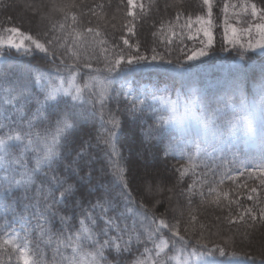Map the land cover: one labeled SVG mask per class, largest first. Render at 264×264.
Here are the masks:
<instances>
[{
	"label": "trees",
	"instance_id": "1",
	"mask_svg": "<svg viewBox=\"0 0 264 264\" xmlns=\"http://www.w3.org/2000/svg\"><path fill=\"white\" fill-rule=\"evenodd\" d=\"M251 4L258 9L255 17ZM131 11L129 16L128 0H0V40L9 37L33 49L28 57L12 49L10 55L0 56V66L7 68L3 63L7 60L15 66L41 69L45 81L37 82L33 74L29 89L41 101L47 84L63 82L66 87L75 72L80 98L73 101L61 93L57 99L96 111L94 124L83 117L73 124L67 118L73 127L63 129L50 124L45 112L35 115L40 107L35 99L3 104L0 95V139L6 141L9 152L5 165L0 166V182L7 179L14 184L29 177L32 181L28 185L31 199L0 193V264H21L9 239L16 220L42 227L44 199L41 197L38 211L34 207L36 187L50 175L53 161L60 159L63 137L85 124L92 131L91 150L97 158L94 167L103 169L102 190H111L117 198L111 203L92 198L82 212L70 214L66 226L48 214V235L35 229L28 239L32 260L42 257L44 264H72L71 258L93 255L104 258L107 264H155L160 258L156 245L161 240L168 243L163 257L174 250L200 255L197 240H201L235 253L238 259L232 264L264 261V134L258 133L251 145L242 143L240 137L228 139L250 104L260 113L257 129L264 131V49L245 51L240 47L259 38L257 26L264 24V0H208V4L205 0H134ZM197 18L210 23L201 25ZM12 27L41 42L48 41L65 65L58 59L53 66L51 57L36 51L30 40L9 32ZM202 27L211 33L213 43L205 56L189 61L192 50L199 51L207 43ZM232 27L238 29V44L225 39L226 30ZM123 39H129V44L148 59L129 66L119 79L131 80L137 90L197 100V112L214 129L217 143L202 148L195 136L173 130L167 124L168 113L152 100L153 95L139 96L137 91L133 97L114 85L103 101L92 96L85 84L97 75L93 69H103L120 52L132 54ZM153 54L164 59L151 61ZM169 58L173 70L166 72ZM177 60L181 68L175 67ZM145 105L149 107L145 109ZM112 119L120 122L118 128H112ZM57 127L62 130L57 132ZM15 135L22 139L7 141ZM49 149L54 154L46 158ZM141 161H147L153 176L161 178L157 183L162 186L154 193L138 192L141 179L136 177V168ZM183 167H188V172L181 177ZM14 190L22 192L23 187ZM246 209H251V214ZM89 215L95 223L86 219ZM109 216L115 226H105L104 218ZM82 219L88 232L81 231ZM160 219L168 225L178 224L187 244L172 237L167 228L160 229ZM116 236L121 237L119 252L115 245H105ZM215 259L227 264L230 257L217 253Z\"/></svg>",
	"mask_w": 264,
	"mask_h": 264
},
{
	"label": "snow or ice",
	"instance_id": "2",
	"mask_svg": "<svg viewBox=\"0 0 264 264\" xmlns=\"http://www.w3.org/2000/svg\"><path fill=\"white\" fill-rule=\"evenodd\" d=\"M134 0H128L129 4V12L128 15L131 16L133 13L131 11V6L133 5ZM205 4H208V0H205ZM251 8L252 16L255 17L258 14V9L255 4L249 5ZM264 19V16L261 17ZM73 19H75L73 17ZM198 23L201 25H205L210 23V21H205L203 19L197 18ZM9 32L18 34L23 37L24 40H30L31 44L34 45L36 51L45 54V56H50L52 60V65L56 66V61L59 59L61 65H65V61L61 58L60 54L53 50L52 47L49 46V42H41L38 39H34L30 36H26L24 33L19 32L17 28L12 27L8 29ZM133 29L131 27L128 28V32L131 33ZM201 31L205 37H207V43L204 48L199 51L193 49L191 55L187 56L189 61L196 60L198 57L205 56L207 54V48H209L212 43V35L208 31L206 27H202ZM257 33L259 38L254 42H249L247 47L245 45L240 44V47L245 51L249 49H264V24L257 26ZM226 40L230 43L238 44L239 43V32L238 29L232 27L226 30ZM123 44L125 47L132 49V54H125L120 52L114 60H108L103 69L96 68L93 69L97 75L91 77V83H86L85 87H96L99 90L98 99L103 101L105 95L108 94L109 86L113 83V81H118L120 78V74L123 73L129 66L134 63L144 62L148 59L143 54H140L137 49V46L130 45L129 39H123ZM7 47L9 49H14L17 55H23L24 57H28L29 53L33 51L30 47H24L22 43H16L12 40L8 41ZM164 57L158 56L156 54L151 55V61L163 60ZM241 59L243 60V54H241ZM169 67L165 68L164 71L171 72L173 70V63L171 59H168ZM3 63L8 64V67L5 68L0 66V95L3 97V104H12L17 100L29 101L31 99H35L37 105L40 107L37 109V113L35 115H39L41 112H45L47 116V121L50 124L62 125L63 129L72 128L73 124L79 123L80 119L83 117L85 121L95 122L96 111L93 108L90 110L87 107H79L68 99H57L59 94H63L64 97L71 96V99L77 100L80 98L81 88L76 86L75 81V72L72 73V78L68 81V86L65 87L63 82L59 85L47 84L44 87V91L46 92L45 99L41 101L33 93L30 92V86L33 83V74H35V78L37 82L45 81L46 77L44 72L39 69H32L29 67H19L11 64L7 60L3 61ZM85 67L91 68V65L85 64ZM176 68H181V64L179 60L175 63ZM119 70V72H117ZM159 71V69H157ZM107 73L103 78L100 77V73ZM116 72V76H112L111 74ZM118 91V90H117ZM74 93V94H73ZM139 96L147 97L149 95H155V93L146 89L138 90ZM51 101L52 103H48ZM45 104L47 105L45 107ZM149 106L145 105V109ZM70 118L73 121V124L68 123V119ZM112 124V128L116 129L120 126V122L116 119H112L110 121ZM31 125V122H29ZM60 127H57V132L61 131ZM110 135L118 136V133L115 131H110ZM92 135V131L87 124L81 126L77 131L70 132L67 136L63 137V149L60 159L53 161V167L50 165V175H45L41 181L40 186L36 187L35 190V205L39 211L40 209V199L43 197L44 199V211L40 213V215L47 220L48 214L53 218H57L62 225H67L69 220L72 218V215L77 212H82L85 207L86 202L92 203V198H95L97 201H107L111 203L113 200L117 198V194L111 192V190L105 191L102 190V175L103 169H96L94 167L96 163L95 153L91 150L90 138ZM21 136H8L7 141H19L21 140ZM31 144V141H29ZM0 166L5 165L6 156L9 155L6 141L4 139H0ZM54 153L51 149L47 154V157H51ZM182 162V160H181ZM62 169V170H61ZM100 172V176H96L97 172ZM188 172V167H183L179 170V174L183 177ZM95 179V183L93 182ZM161 178L157 176H153L147 172H145L144 176L141 177L140 185L138 188V192L143 194L145 191L148 193H154L159 190L162 186L158 184ZM31 177L24 181H15L11 182L10 180L5 179L3 182H0V193L11 194L14 197L20 200L31 199L29 197V188L28 185L31 184ZM47 186L46 188L44 186ZM23 187L22 192H17L14 189ZM255 191V190H254ZM57 193H59V197H57ZM119 195H125V193H120ZM227 194H225L226 196ZM219 194H217V197ZM251 199V197H249ZM49 200L51 202H49ZM218 202V200L213 201ZM57 205H64L63 208H57ZM246 211L251 214V209H246ZM264 212V209L261 210ZM63 213V214H62ZM147 215V213H145ZM87 220L95 223L93 217L91 215L86 217ZM252 219L255 220L256 217L252 216ZM261 220H264V215L261 216ZM81 224V231L88 232V229L84 228L83 225L85 221L82 219L79 221ZM105 226H115L114 221L111 216L104 218ZM159 228L164 229L167 228L171 233L172 237L179 238V240L183 244H187V241L183 236H180L179 233V225H168L165 223L164 219L159 220ZM119 231V229H117ZM43 234V233H42ZM107 235V231L104 233ZM71 239V238H70ZM79 239V237H77ZM91 239V237H89ZM121 237L116 236L114 239L106 240L105 245L112 246L115 245L116 250L119 252ZM197 244L202 249L200 255L205 257V259L200 260L199 264H225L223 260L215 259L216 254L218 253L220 257L228 256L230 260L227 264H232V260L238 259L233 252H226L225 249L219 245L210 246L207 243H201V240H197ZM24 250L20 252V256L23 260V264H44L43 258L33 259L31 262L26 257L27 252V244L24 246ZM104 247V245H101ZM168 247V243L164 240H161L159 244L156 245V255L160 257L155 261V264H167V260L165 257L161 256V253L165 252V249ZM73 252L76 251V248L73 247ZM192 255H195L193 253ZM184 264H188L187 260H185ZM250 264H255V261H251ZM264 264V261L261 262Z\"/></svg>",
	"mask_w": 264,
	"mask_h": 264
},
{
	"label": "rangeland",
	"instance_id": "3",
	"mask_svg": "<svg viewBox=\"0 0 264 264\" xmlns=\"http://www.w3.org/2000/svg\"><path fill=\"white\" fill-rule=\"evenodd\" d=\"M11 38L6 37L3 40H0V56L5 54H9L12 49L7 47L8 41ZM10 55V54H9ZM72 78V75L68 78V81ZM103 78V77H101ZM68 83V82H67ZM76 85V75L75 81ZM91 83V80L88 82ZM60 84V83H59ZM118 86L119 88L124 89V91L130 95L135 96L137 94V89L132 86L131 80H122L113 81V83L109 86L108 92L112 88V86ZM68 86V84H67ZM66 86V87H67ZM88 91L92 94L94 98L98 99L99 90L96 87L87 88ZM143 89V88H142ZM152 92V91H151ZM106 96V95H105ZM105 99V97H104ZM103 99V100H104ZM99 100V99H98ZM152 100L158 103V105L163 108L168 113V121L167 124L173 130L178 132L179 134L185 135H193L198 138L201 142L200 146L202 148H208L209 145L216 142V135H214V129L205 124V121L202 119L200 114L197 112L198 102L195 99L184 100L182 98L176 97L171 98L169 96L164 97L159 94H155L152 96ZM101 101V100H99ZM244 117L242 121L239 122V126H236L235 132L232 131L229 138H237L240 137V141L247 145L253 144L258 133L260 135L264 134V131L260 132L257 129L258 124H260V113L259 110L253 104H250L244 109ZM237 129V130H236ZM201 148V149H202ZM147 161H141L140 166L136 168V177L141 179L144 176L145 172L153 175V172L147 166ZM3 213H6L5 209H1ZM17 226L11 232L9 239L10 245L17 251V254L21 260V264H23V260L20 256V252L24 250V245L27 244V252L26 257L31 262V251L29 248L28 239L32 235L35 229H38L40 234L48 235V229L45 227L46 221L41 220L40 224L42 227L37 228L36 226H32L29 222L24 221L21 222L16 220ZM194 252H183L182 250H174L173 253L166 258L167 264H184L185 260H187L188 264H199L200 260L205 259L201 255ZM104 258L96 257V256H86L77 259H70L72 264H107L103 260ZM153 263V262H152ZM154 264V263H153Z\"/></svg>",
	"mask_w": 264,
	"mask_h": 264
}]
</instances>
